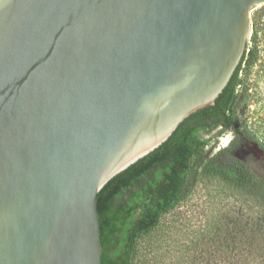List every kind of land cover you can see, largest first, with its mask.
Segmentation results:
<instances>
[{"label":"water","instance_id":"95a60500","mask_svg":"<svg viewBox=\"0 0 264 264\" xmlns=\"http://www.w3.org/2000/svg\"><path fill=\"white\" fill-rule=\"evenodd\" d=\"M263 3L0 0V264H101L98 192L215 103Z\"/></svg>","mask_w":264,"mask_h":264},{"label":"trees","instance_id":"16d2710c","mask_svg":"<svg viewBox=\"0 0 264 264\" xmlns=\"http://www.w3.org/2000/svg\"><path fill=\"white\" fill-rule=\"evenodd\" d=\"M251 24L242 59L215 103L190 114L166 141L116 174L98 192L101 264H134L139 238L155 230L161 216L190 194L200 174L217 177L256 198L264 211V174L253 168L249 158L234 155L242 145L255 141L243 128L237 108L247 91L241 73L258 60L259 42H263L264 52V40H257L260 28L264 29V12L254 14ZM219 124L226 125L233 136L225 147L213 152L212 146L206 149L210 139L203 134ZM220 241H213L212 264H264V217L229 219L226 237Z\"/></svg>","mask_w":264,"mask_h":264},{"label":"rangeland","instance_id":"374dc122","mask_svg":"<svg viewBox=\"0 0 264 264\" xmlns=\"http://www.w3.org/2000/svg\"><path fill=\"white\" fill-rule=\"evenodd\" d=\"M264 12V3L251 11ZM262 26V25H261ZM257 40H264L260 28ZM259 42V58L241 73L247 87L237 108L240 122L264 149V52ZM242 87H238L240 89ZM230 129L209 135L213 152L225 147L232 138ZM264 157V156H263ZM253 168L264 174V160L250 155ZM264 217L259 200L213 176L200 174L190 194L163 214L159 226L138 240L134 264H212L213 244L226 237V221Z\"/></svg>","mask_w":264,"mask_h":264},{"label":"flooded vegetation","instance_id":"af4514ba","mask_svg":"<svg viewBox=\"0 0 264 264\" xmlns=\"http://www.w3.org/2000/svg\"><path fill=\"white\" fill-rule=\"evenodd\" d=\"M219 129H226V125H224V124H219L217 127H215L213 130H212V132L211 133H209V134H203V137H205V138H209V135L210 134H212L213 132H215V131H217V130H219ZM233 136V135H232ZM251 142V141H250ZM250 142H247V143H245L244 145H242L236 152H241L242 151V149H247V146H248V144L250 143ZM210 147L208 146V145H206V149H209ZM235 152V153H236ZM235 153H234V155H235ZM250 155H253V156H255V157H257L256 155H254L252 152H249V153H247V154H244L242 157H238V158H240V159H246V158H249V156ZM236 156V155H235ZM237 157V156H236ZM257 158H263V156H259V157H257Z\"/></svg>","mask_w":264,"mask_h":264}]
</instances>
